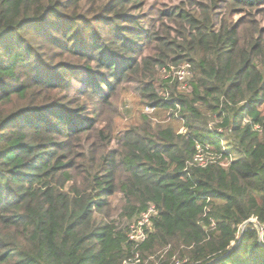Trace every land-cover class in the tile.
<instances>
[{"label": "trees", "instance_id": "obj_1", "mask_svg": "<svg viewBox=\"0 0 264 264\" xmlns=\"http://www.w3.org/2000/svg\"><path fill=\"white\" fill-rule=\"evenodd\" d=\"M135 2L0 0V264H264V0H192L164 35ZM125 81L183 129L145 115L77 161Z\"/></svg>", "mask_w": 264, "mask_h": 264}, {"label": "rangeland", "instance_id": "obj_2", "mask_svg": "<svg viewBox=\"0 0 264 264\" xmlns=\"http://www.w3.org/2000/svg\"><path fill=\"white\" fill-rule=\"evenodd\" d=\"M103 1L110 3L112 0H97V4L100 5ZM134 3L137 7H140L136 14H141L143 19L148 24L149 32L157 35H164L165 31L171 27L169 21H166L164 17L167 16L166 12L173 9L175 10L178 7H183L184 9L189 8V2L192 0H136ZM88 3V2H87ZM87 3L84 5L85 9ZM114 2L111 6H114ZM87 10V9H86ZM115 10V8H114ZM244 11L241 9L239 11H227L226 16H230L231 21H235L238 17L242 16ZM126 24V23H125ZM149 41L145 40V43L140 47L149 53L156 44V42L148 43ZM148 43V45H147ZM178 71H183V78H179L181 82L187 80L188 71L187 66H184L179 69H175L174 75H179ZM158 79L165 81L169 77V72L165 70L159 71L157 74ZM185 85V84H184ZM105 106L98 111L97 115L90 114L94 116L97 121L90 132L81 135L80 138H73L72 141L76 146V153L78 157L76 160H83L88 163L90 160L88 157H83L85 152L93 151L96 154L101 150L102 141L98 138V131L100 129L111 130L113 134L117 137L120 136L124 131L134 124V121L142 119L143 116H149L154 123L157 124H166L174 121L177 129L182 130V120H175L171 116V111L166 109H153L149 107L145 100L141 97L140 90L137 88V83L133 81H125L120 85H117L113 91V95L107 100Z\"/></svg>", "mask_w": 264, "mask_h": 264}, {"label": "built area", "instance_id": "obj_3", "mask_svg": "<svg viewBox=\"0 0 264 264\" xmlns=\"http://www.w3.org/2000/svg\"><path fill=\"white\" fill-rule=\"evenodd\" d=\"M178 73L180 75V78L182 79L184 76H183V74H180V73H183V71H181V72L178 71ZM151 108H153V107H151ZM196 160L199 161V162L204 163L203 158L200 157V156H198V158ZM154 210H155V208L154 207H151L149 209V211L146 214H144V216L139 221V223L137 225H135V227H132V230L129 233V236H130V238L133 241L140 242V241H142V240L145 239L146 232L144 230V225L145 224H148L150 222V216L154 213Z\"/></svg>", "mask_w": 264, "mask_h": 264}, {"label": "water", "instance_id": "obj_4", "mask_svg": "<svg viewBox=\"0 0 264 264\" xmlns=\"http://www.w3.org/2000/svg\"><path fill=\"white\" fill-rule=\"evenodd\" d=\"M251 222H255V220L254 219H252V220H250Z\"/></svg>", "mask_w": 264, "mask_h": 264}]
</instances>
